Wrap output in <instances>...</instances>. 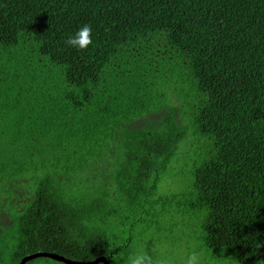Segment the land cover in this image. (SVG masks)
I'll use <instances>...</instances> for the list:
<instances>
[{
  "label": "trees",
  "instance_id": "trees-1",
  "mask_svg": "<svg viewBox=\"0 0 264 264\" xmlns=\"http://www.w3.org/2000/svg\"><path fill=\"white\" fill-rule=\"evenodd\" d=\"M178 161L183 191L158 193ZM152 193V216L178 197L207 248L264 264V0H0V259L111 263Z\"/></svg>",
  "mask_w": 264,
  "mask_h": 264
},
{
  "label": "rangeland",
  "instance_id": "rangeland-1",
  "mask_svg": "<svg viewBox=\"0 0 264 264\" xmlns=\"http://www.w3.org/2000/svg\"><path fill=\"white\" fill-rule=\"evenodd\" d=\"M171 169L174 170V175H166L162 179L158 186V193L162 191L169 192V189L176 190L178 188L182 192L185 182L190 179L188 168L184 167L183 161L172 164ZM95 181L97 180L92 182ZM63 183L60 185L64 189V191H61L62 193L68 189L65 182ZM36 184L32 183L31 186ZM94 187L101 188L103 184L100 182ZM146 198L148 202L143 211L140 205L136 207L134 204L125 203V208L122 211L123 215L120 216L127 224H134L133 233H131V228L123 226L124 232L120 236V241L123 244L129 238V244L120 249L116 248L111 264H128V257L139 249H143L149 256L158 259L160 264H186L188 254L193 251L202 254L200 264H246L238 263L228 258L225 254H220L207 248L202 240L193 237L192 235L196 234L197 229L193 222H190L185 217V205H179L178 197L173 203L164 206V212L158 211L154 216H152L151 212L156 206L157 195L152 193L150 197L147 196ZM14 245L15 241L9 242L8 245H3L4 256L0 259V264H16L17 258L12 255V247ZM27 264L65 263L52 258L39 257ZM146 264H148L147 261Z\"/></svg>",
  "mask_w": 264,
  "mask_h": 264
},
{
  "label": "clouds",
  "instance_id": "clouds-1",
  "mask_svg": "<svg viewBox=\"0 0 264 264\" xmlns=\"http://www.w3.org/2000/svg\"><path fill=\"white\" fill-rule=\"evenodd\" d=\"M93 41L92 28L89 24L80 26L76 32H74L65 41L68 47L75 48L77 50H83L88 47ZM202 260V254L196 251L190 252L186 258V264H200ZM160 264L159 260L149 256L143 249L134 251L128 257V264Z\"/></svg>",
  "mask_w": 264,
  "mask_h": 264
},
{
  "label": "water",
  "instance_id": "water-1",
  "mask_svg": "<svg viewBox=\"0 0 264 264\" xmlns=\"http://www.w3.org/2000/svg\"><path fill=\"white\" fill-rule=\"evenodd\" d=\"M39 257H49L57 261L63 262L65 264H98L100 262H103L104 264H111L110 261L104 256L98 257L93 260L84 261V260H76V259L67 258L58 253L48 252V251H37L31 254H27L20 259L18 264H26L28 261L39 258Z\"/></svg>",
  "mask_w": 264,
  "mask_h": 264
}]
</instances>
